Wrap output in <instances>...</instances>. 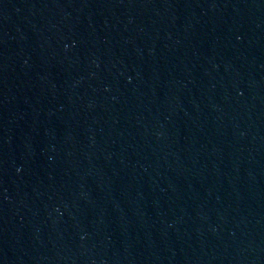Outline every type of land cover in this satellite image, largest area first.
Segmentation results:
<instances>
[{"label":"water","instance_id":"95a60500","mask_svg":"<svg viewBox=\"0 0 264 264\" xmlns=\"http://www.w3.org/2000/svg\"><path fill=\"white\" fill-rule=\"evenodd\" d=\"M0 264H264V0H0Z\"/></svg>","mask_w":264,"mask_h":264}]
</instances>
